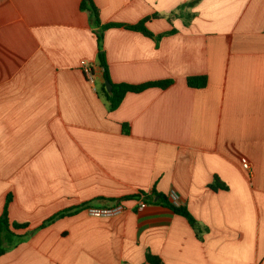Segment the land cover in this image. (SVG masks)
<instances>
[{"label":"crops","instance_id":"crops-1","mask_svg":"<svg viewBox=\"0 0 264 264\" xmlns=\"http://www.w3.org/2000/svg\"><path fill=\"white\" fill-rule=\"evenodd\" d=\"M93 1L103 23L159 14L154 37L104 31L111 80L173 82L109 110L81 0H0V215L12 193L10 220L28 224L0 264H150L148 250L163 264H264V0ZM202 74L206 86L187 84ZM153 189L202 236L157 196L118 200Z\"/></svg>","mask_w":264,"mask_h":264},{"label":"trees","instance_id":"trees-1","mask_svg":"<svg viewBox=\"0 0 264 264\" xmlns=\"http://www.w3.org/2000/svg\"><path fill=\"white\" fill-rule=\"evenodd\" d=\"M196 2L197 0H190L186 2L184 5L192 6ZM80 7L81 9L86 10L89 13L91 25L97 36V44H98L97 61L100 64V66L103 68L104 80H109L112 85V89L110 91L106 89L105 83L103 84V89H102V94L105 98V101L107 103L109 110L117 108L127 92H140L150 87L166 88L173 82L172 79L146 81L143 83L114 82L111 80L109 72H108V63H107L104 44H103L104 31L107 28L112 27V26H125L130 29L141 31L145 35L154 37L155 34L147 27L146 21L149 20L152 16L154 17L159 16V14H153L151 16L145 17L142 20L138 21L137 23H117V22L103 23L100 17L99 8L97 7V5L94 3L93 0H81ZM179 15L180 13L178 11H172V13H170V16H179ZM172 32H175V29L167 31L166 33H172ZM163 34H160L158 36H161ZM207 82H208V76L205 74L187 76V84L191 87H197V88L204 87L207 85ZM122 129L124 132L128 133L129 132L128 124L123 123ZM209 186L215 190L220 189V188L221 189L228 188L227 184L221 181L217 175L214 176V179L209 184ZM140 195H143L146 200H154L155 196H159V199L157 200V202H161L165 204L167 207H169L170 209H172L174 212L185 216L188 219L191 226L195 229L198 236L201 237L203 231L207 230L206 227H203L200 225L197 219L189 211L187 206L177 204L176 202L169 199L168 196H166L165 194L161 192H157L156 189H153L151 193L140 191V193L138 194L126 195V196L119 198L118 200L135 198ZM12 198H13L12 193H9L6 196L3 212L0 215V256L3 253H5L8 249L16 246L19 242H21L24 239L25 235H27L25 233H19L16 231L18 229L26 228L28 226L27 223L11 221L9 218L8 208H9L10 202L12 201ZM89 203L90 202H86L80 206L70 207V208L61 210L55 213L54 215H52L51 217H49L48 219H46L41 225L45 226L53 222L55 219L59 217L74 214L82 206L89 204ZM145 262L150 263V264H163V260L161 259V257L156 254H153L150 250L146 252Z\"/></svg>","mask_w":264,"mask_h":264},{"label":"built area","instance_id":"built-area-1","mask_svg":"<svg viewBox=\"0 0 264 264\" xmlns=\"http://www.w3.org/2000/svg\"><path fill=\"white\" fill-rule=\"evenodd\" d=\"M86 73H87V76L92 79V72H91V69L88 67L86 69ZM242 163H243V166L245 168H248L249 167V161L246 157H243L242 158ZM172 198H176V195L173 194ZM176 202V201H175ZM147 206V201L145 200L144 196L141 195V199H140V208H144ZM123 206L122 205H117V206H114V207H94V206H89V211L93 214H112V213H116V212H119L121 210H123Z\"/></svg>","mask_w":264,"mask_h":264},{"label":"water","instance_id":"water-1","mask_svg":"<svg viewBox=\"0 0 264 264\" xmlns=\"http://www.w3.org/2000/svg\"><path fill=\"white\" fill-rule=\"evenodd\" d=\"M105 84H106V89L108 91H110L112 89V85L111 82L109 80H105ZM159 198L158 196L156 197V199Z\"/></svg>","mask_w":264,"mask_h":264}]
</instances>
